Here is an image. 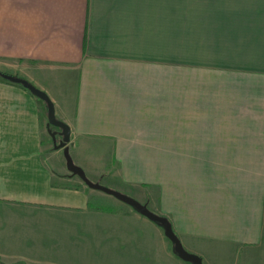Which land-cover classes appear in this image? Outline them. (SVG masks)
Here are the masks:
<instances>
[{"label":"crops","instance_id":"0c3cea01","mask_svg":"<svg viewBox=\"0 0 264 264\" xmlns=\"http://www.w3.org/2000/svg\"><path fill=\"white\" fill-rule=\"evenodd\" d=\"M182 3L0 0V71L48 93L92 182L167 218L204 264H264V0ZM40 100L0 79V264H56L38 259L53 223L64 254L91 225L145 258L151 230L184 264L68 171Z\"/></svg>","mask_w":264,"mask_h":264},{"label":"rangeland","instance_id":"374dc122","mask_svg":"<svg viewBox=\"0 0 264 264\" xmlns=\"http://www.w3.org/2000/svg\"><path fill=\"white\" fill-rule=\"evenodd\" d=\"M183 2H185V4H187V0H183ZM185 4L182 3V13L185 10L187 11V6H185ZM14 76L19 77L22 75H14ZM19 78H22V77H19ZM22 79H24V78H22ZM25 80H27L30 83L32 82L31 79H28V78H26ZM31 84L34 85L35 83H31ZM39 90H41V89H39ZM46 94L48 95V93H46ZM40 102H42V100H40ZM56 116H57V114H56ZM52 130L60 132V129H58V128H52ZM46 135H47L48 139L49 138L52 139L51 135L48 133V130H47ZM58 140H59V137H58ZM103 186L106 187L105 185H103ZM107 188L112 189L110 187H107ZM112 190H115V189H112ZM118 192H120V191H118ZM120 193H123V192H120ZM123 194L126 195L127 197L133 198L130 195H127L125 193H123ZM102 195L116 201L117 203H119V205H121V207H126V208L132 209L133 211H135V213H137L143 217V215L136 208L118 200L117 198H115L113 196H107L103 193H102ZM135 200H137V199H135ZM144 218H145V216H144ZM146 219L150 224L156 225V226L160 227L161 229H163L160 224L148 219L147 217H146ZM60 227L61 226L59 223H53V231L51 232L52 233L51 245H54L53 249L51 251L48 250V253L45 257H41V258L39 257L38 258L39 260H42V261L48 260V261H50L52 263H56V264H135V263H141L140 260L142 259L143 260L142 264H170L168 262L167 256H165L166 255L165 250H164V254H163V249H161L160 240L156 239V237L151 234V230H150V234L148 236L149 237V240H148L149 249L147 252V257L145 258V252H141V251L136 250V249H134L128 245L123 244L124 240H125V242L129 241V239L127 240L126 237L122 238V239H118L116 241V243L113 245H108L107 240L103 241V240L93 238L94 233L98 234V233H101V231L94 230V228L91 227V225H86V229H85V231H83V233H86V234H85V236H83L82 240L78 241V246L81 249V251H79L80 253L72 255V254H69L68 251H66V254H64L61 251V247H60V244H61L60 239H61V235H62V231H61ZM47 236L49 238V232L47 233ZM143 239H144V235H143ZM165 239H166V242L168 243L167 245L172 250L174 257H177L181 263L184 262V264L185 263L186 264H192V263H188V262L183 261L175 252L172 242L170 240H168L167 238H165ZM49 243H50V240H49L48 244ZM70 250H71V248H70Z\"/></svg>","mask_w":264,"mask_h":264},{"label":"water","instance_id":"95a60500","mask_svg":"<svg viewBox=\"0 0 264 264\" xmlns=\"http://www.w3.org/2000/svg\"><path fill=\"white\" fill-rule=\"evenodd\" d=\"M0 76L11 83L23 86L25 89L29 90L35 97L45 102L48 111V133L51 135L54 148L56 150H63L66 167L73 176L79 177L89 188L104 192L117 198L118 200L136 208L143 216L160 224L165 231L166 237L172 242L175 252L183 261L192 264H204L200 256L192 254L184 248L180 238L174 232L172 224L167 218L155 214L146 205L138 202L137 200L127 197L126 195L118 191L104 187L101 184L94 183L87 177L85 171L74 162L70 153L68 144L71 140V129L66 123L57 118L54 103L45 92L39 90L25 79L2 72H0ZM52 128H58L60 129V132L53 131ZM58 136L61 138L60 140H58Z\"/></svg>","mask_w":264,"mask_h":264},{"label":"trees","instance_id":"16d2710c","mask_svg":"<svg viewBox=\"0 0 264 264\" xmlns=\"http://www.w3.org/2000/svg\"><path fill=\"white\" fill-rule=\"evenodd\" d=\"M1 72V71H0ZM3 73V72H2ZM5 74H7V73H5ZM0 78H2L1 76H0ZM3 79V78H2ZM47 107V106H46Z\"/></svg>","mask_w":264,"mask_h":264}]
</instances>
